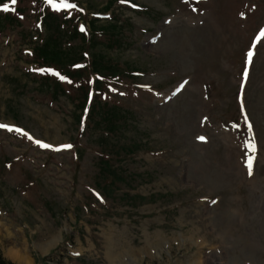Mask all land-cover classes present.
Masks as SVG:
<instances>
[{
  "label": "rangeland",
  "instance_id": "1",
  "mask_svg": "<svg viewBox=\"0 0 264 264\" xmlns=\"http://www.w3.org/2000/svg\"><path fill=\"white\" fill-rule=\"evenodd\" d=\"M109 1L78 0L89 20L99 13V24L120 25L113 44L100 38L89 52L137 77L104 97L120 111L101 106L83 126L70 87L54 99L43 74L32 71L46 34L33 3L22 13L18 3L0 11V123L74 146L44 150L0 130L3 257L13 264H264V38L243 77L264 29V0H131L139 9L118 2L102 15ZM82 46L75 40L63 50L80 59ZM118 120L126 123L121 132L105 134ZM253 134L249 176L244 145ZM134 142L145 147L111 167L127 184L101 202L96 193L109 175L101 147Z\"/></svg>",
  "mask_w": 264,
  "mask_h": 264
},
{
  "label": "trees",
  "instance_id": "2",
  "mask_svg": "<svg viewBox=\"0 0 264 264\" xmlns=\"http://www.w3.org/2000/svg\"><path fill=\"white\" fill-rule=\"evenodd\" d=\"M109 9V8H107ZM106 9V10H107ZM49 21H53V17L52 16H48L47 22ZM99 29L95 28V31H102V33L106 36H113L115 31L117 30V26H113V25H107L106 27L102 26V28H100L98 26ZM62 32L60 25H57L54 29V34L57 36V38L59 39H52L49 38L46 43L44 44L43 47H41L40 49L37 50L36 52V57L37 59H39L40 61H42L44 64H47L51 67H56L57 69H60L61 71H63L67 77L73 81V82H82V83H86L89 78L90 75H92V73H97V72H102V77H106L107 75L109 76H115L118 74V71L116 69H112L110 66V62L106 61L102 56H94V58H92V62L89 66V68H84L80 71H72L71 70V66L72 64L76 61V54L74 51H64L62 48L63 42H62V37H60V33ZM90 67H92V70H90ZM51 80L47 79L46 80V86L50 87V82ZM101 82V81H99ZM81 83V87H79L80 92L84 93V96L86 95V86L83 85ZM103 83V82H102ZM101 83V84H102ZM52 88L54 90V92L56 93L59 89H60V84L58 82H53ZM88 89V88H87ZM83 107V105H82ZM107 129L112 130L113 128H110V126H107ZM140 148V144H134L131 146H122V147H114L113 148V152L116 153V156L121 155L123 151H125L126 153H134L137 149ZM103 153H106L105 150H103ZM104 165H106L105 169H106V173H108L109 175L107 176V178H105V183L106 187H105V192L107 194L112 193V189L113 187L116 185V183L121 182L124 183L126 181V179L124 177H122L117 171L112 170V164L111 162L108 161H103ZM140 200L142 202H153L154 199H147V198H141ZM0 264H13L9 261H7L1 251H0Z\"/></svg>",
  "mask_w": 264,
  "mask_h": 264
},
{
  "label": "snow or ice",
  "instance_id": "3",
  "mask_svg": "<svg viewBox=\"0 0 264 264\" xmlns=\"http://www.w3.org/2000/svg\"><path fill=\"white\" fill-rule=\"evenodd\" d=\"M16 3H17V0H9L8 3H2V4H0V11H4V12H8L10 10L14 11V8L10 9V5L14 6ZM33 3H35V0H33ZM44 3L53 12H56V13H59L62 11H67V10H76L78 8V5L76 3L70 2V0H44ZM120 3L121 4H127L130 7H132L133 9H139V7H140L139 4L132 3L131 0H120ZM78 10L80 12L84 11L83 8H79ZM70 14H71V12L69 11V15ZM96 15H99V13H96ZM20 18L22 19L23 17H20ZM37 27H40V25L38 24ZM80 30L82 32L86 31V29L83 25L80 26ZM262 38H264V29H261L260 32L257 34V36L255 37V40L252 44V47L247 52V54H246L247 55L246 65H251L256 45L258 42H261ZM76 67H82V65H76ZM32 71H34L36 73H40V74H50L52 76L58 77L59 80L62 82H67L69 84L72 83V81L66 75H62L58 70L51 68V67H40V68L32 69ZM248 75H249V68H248V66H245V68L243 70V77H244L245 81L247 80ZM90 83H91V81H90ZM182 86L183 85H181V87ZM241 88L243 89V85L241 86ZM112 90L115 91V89H112ZM177 91H179V89H177ZM121 94L123 95V93H121ZM239 99H240V104H241V111H243L244 110V103H243V93L242 92H241ZM86 111H87V109H86ZM244 119H245V123L247 124L248 132L252 133L253 132L252 124L248 121V118L246 115H245ZM236 127L238 128L239 125H236ZM0 130H5L8 133L19 134V135L27 138L32 143H34L37 147L44 149V150H50V151H57L58 152V151L70 150L74 147L71 143L54 144V143L48 142L44 139L35 138L28 131H26L24 128L18 127L14 124L0 123ZM198 139L201 141H205L206 137L199 136ZM244 146L247 150L245 153V156H246L245 164H246V167L248 170V174H249V176H251L252 171H253V163L255 160V153L257 151V145H256L254 134L252 135V137L250 139L245 141ZM17 159H19V157H17ZM7 167L10 168L11 164H8ZM96 195L101 200V202H103V198L100 196V194L96 193ZM215 202L216 201H213V203H215ZM75 255H79V253L77 252V253H75Z\"/></svg>",
  "mask_w": 264,
  "mask_h": 264
},
{
  "label": "bare ground",
  "instance_id": "4",
  "mask_svg": "<svg viewBox=\"0 0 264 264\" xmlns=\"http://www.w3.org/2000/svg\"><path fill=\"white\" fill-rule=\"evenodd\" d=\"M20 256H21V258H22V259H24V260H25V258H24L22 255H20Z\"/></svg>",
  "mask_w": 264,
  "mask_h": 264
}]
</instances>
